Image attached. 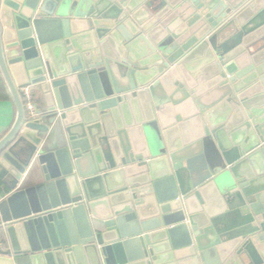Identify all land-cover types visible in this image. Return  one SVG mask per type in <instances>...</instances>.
Listing matches in <instances>:
<instances>
[{
    "label": "water",
    "instance_id": "obj_1",
    "mask_svg": "<svg viewBox=\"0 0 264 264\" xmlns=\"http://www.w3.org/2000/svg\"><path fill=\"white\" fill-rule=\"evenodd\" d=\"M0 73V264H264V0H0Z\"/></svg>",
    "mask_w": 264,
    "mask_h": 264
},
{
    "label": "crops",
    "instance_id": "obj_2",
    "mask_svg": "<svg viewBox=\"0 0 264 264\" xmlns=\"http://www.w3.org/2000/svg\"><path fill=\"white\" fill-rule=\"evenodd\" d=\"M34 86V95L35 100L38 105V109L45 110L46 105L44 102V95L40 88V86ZM198 86L202 89L198 82ZM203 86V85H202ZM165 120L169 125V129L172 131L169 134V141L175 149L176 152L184 153L194 160V162L199 161L200 154L204 153L206 141L199 140L196 138L197 133L194 128V123L187 122L183 126L179 123H176L172 120L173 114L171 113V109L165 111ZM16 117L15 106L11 100L9 92L7 90L5 81L0 73V139L10 130L12 125L14 124ZM175 126H178L177 131L173 130ZM1 221V216H0Z\"/></svg>",
    "mask_w": 264,
    "mask_h": 264
},
{
    "label": "built area",
    "instance_id": "obj_3",
    "mask_svg": "<svg viewBox=\"0 0 264 264\" xmlns=\"http://www.w3.org/2000/svg\"><path fill=\"white\" fill-rule=\"evenodd\" d=\"M33 89H34V86L31 84L22 86L20 89L22 97L24 99L26 117L29 120H36L39 118V115H38L39 109H38V105L35 100Z\"/></svg>",
    "mask_w": 264,
    "mask_h": 264
}]
</instances>
